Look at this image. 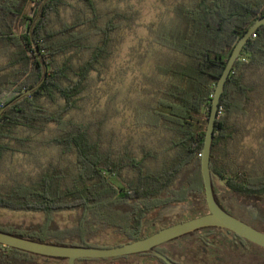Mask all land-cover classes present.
I'll list each match as a JSON object with an SVG mask.
<instances>
[{"label":"trees","instance_id":"1","mask_svg":"<svg viewBox=\"0 0 264 264\" xmlns=\"http://www.w3.org/2000/svg\"><path fill=\"white\" fill-rule=\"evenodd\" d=\"M113 1L117 5L103 8L96 0H0V108L42 80L40 56L47 66L39 86L0 115V165L7 155L32 156L36 163L3 186L0 207L43 217L32 225H0L2 231L106 247L159 230L154 222L163 207L188 206L189 214L181 219L207 211L200 161L215 85L238 39L264 15V0L174 5L168 23L154 30L169 58L154 64L153 94L135 107L136 125L149 129L157 143L139 142L132 149L106 138L109 108L91 118L82 115L93 74L106 67L113 34L128 19L118 6L123 0ZM263 94L261 24L231 68L215 122L209 166L233 191L264 194V132L255 155L239 151L246 121ZM45 150L55 155L41 160L38 153ZM63 211L76 213L70 226L60 227L55 220ZM107 230L110 242L93 239ZM0 248L22 254L31 264H40L38 258L67 264L65 259ZM140 255L78 258L75 263Z\"/></svg>","mask_w":264,"mask_h":264},{"label":"rangeland","instance_id":"2","mask_svg":"<svg viewBox=\"0 0 264 264\" xmlns=\"http://www.w3.org/2000/svg\"><path fill=\"white\" fill-rule=\"evenodd\" d=\"M103 8L117 5L113 0H96ZM185 0H123L118 6L125 10L128 19L122 27L113 34L112 54L106 67L99 73L93 74V87L87 99L82 115L91 118L96 112L109 108L105 121L106 138L118 144L127 145L130 149L137 143H157L156 135L149 129L136 125L135 107L143 101H149L154 89L156 74L154 64L169 58L167 49L156 42L154 30L160 23H168L173 16L176 3ZM73 4H77L72 1ZM157 79V78H156ZM250 120L239 146V151L245 155H255L263 140L264 132V94L255 101ZM159 142V138H158ZM157 148V146H155ZM38 158L50 159L55 155L52 150L40 151ZM34 157L12 156L5 157V164L0 165V191L3 186L15 180L19 173H27L36 167ZM254 165V164H251ZM250 165V166H251ZM264 164H261V167ZM18 178L23 179L24 176ZM193 202H198L197 196H192ZM188 206H171L159 212L158 219L162 222L175 220L189 214ZM185 211V212H184ZM42 213L14 208L0 207V225H32L42 220ZM76 213L63 211L55 215L60 227L70 226L75 221ZM155 222H159L156 220ZM160 223V222H159ZM102 235V236H101ZM95 236L94 240H107L109 230ZM178 258V257H176ZM40 264H64L55 261L36 259ZM82 264H138L137 257L119 260L87 261Z\"/></svg>","mask_w":264,"mask_h":264},{"label":"water","instance_id":"3","mask_svg":"<svg viewBox=\"0 0 264 264\" xmlns=\"http://www.w3.org/2000/svg\"><path fill=\"white\" fill-rule=\"evenodd\" d=\"M264 24V15L258 18L238 39L232 48L228 59L225 62L224 68L215 85L214 94L211 100L209 115L206 122L204 141L202 146V154L200 161V170L203 178L204 196L207 206V212L197 216L185 219L183 221L175 222L161 229L145 236L130 240L120 245L114 246H84L71 245L64 243H55L49 241H40L20 235L12 234L0 230V245L19 249L32 254H37L44 257L65 259L67 264H76L75 260L78 258H109L132 255L143 252H153L162 256L161 253L154 250L156 246L161 243L176 239L188 233L194 232L205 227H219L233 231L247 240L264 248V231H261L245 221L235 217L227 212L218 203L214 189L212 173L209 166L211 146L213 141V134L215 122L218 115L219 102L224 90L225 82L228 79L229 73L236 59L238 58L241 49L249 36L261 25ZM44 68V75L42 80L33 88L26 90L22 94L10 100L7 104L0 108V115L10 103L28 94L33 89L37 88L39 84L46 77L47 66L43 58L40 56ZM218 178V177H217ZM220 184L223 180L218 178Z\"/></svg>","mask_w":264,"mask_h":264},{"label":"flooded vegetation","instance_id":"4","mask_svg":"<svg viewBox=\"0 0 264 264\" xmlns=\"http://www.w3.org/2000/svg\"><path fill=\"white\" fill-rule=\"evenodd\" d=\"M212 179L214 193L221 207L264 231V194L233 191L228 187L227 181L223 180L220 184L216 175H212ZM167 208L170 207L161 208L158 214ZM157 220L160 223L154 224L162 228L172 224V221L185 219L162 222L157 217ZM154 250L162 256L153 252H143L137 259L138 264H264L263 247L233 231L219 227L198 229L161 243ZM149 253L154 255L150 256ZM0 259L4 260L2 264H31L22 254L4 248H0Z\"/></svg>","mask_w":264,"mask_h":264}]
</instances>
